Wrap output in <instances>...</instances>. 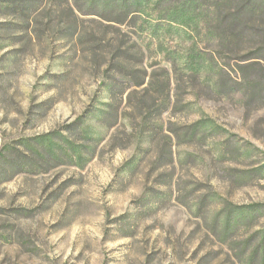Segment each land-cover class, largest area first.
Here are the masks:
<instances>
[{"label":"rangeland","instance_id":"obj_1","mask_svg":"<svg viewBox=\"0 0 264 264\" xmlns=\"http://www.w3.org/2000/svg\"><path fill=\"white\" fill-rule=\"evenodd\" d=\"M11 1L0 264H264V0L230 42L216 0Z\"/></svg>","mask_w":264,"mask_h":264},{"label":"trees","instance_id":"obj_2","mask_svg":"<svg viewBox=\"0 0 264 264\" xmlns=\"http://www.w3.org/2000/svg\"><path fill=\"white\" fill-rule=\"evenodd\" d=\"M20 1H24L20 3ZM200 2L202 0H196ZM229 0H216V3L212 7V12L214 15V19L217 23V30L219 31L218 37L221 41L230 42V40H237L243 34V28L240 24V19L244 15V13L251 7L252 2L251 0H246L244 2H240L230 14V17L224 16L222 13V7L225 3ZM203 4V1H202ZM34 5V2L31 0H12L11 4L8 6L12 8V10L17 11L21 9V13H25L31 6ZM131 0H104L103 6H101V10H94L95 13L101 15L106 19H110V17H114L119 22H123L129 18L130 14L133 12L131 11ZM203 6V5H202ZM17 7L19 9H17ZM129 85L131 86H142L144 84V77H140L137 74L131 73L129 76ZM218 89L222 92H230L235 90V86L230 84L229 82L220 79L217 82Z\"/></svg>","mask_w":264,"mask_h":264}]
</instances>
